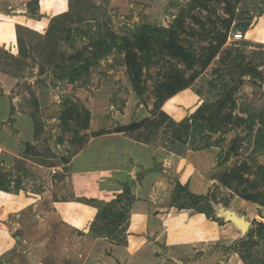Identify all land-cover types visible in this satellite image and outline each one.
<instances>
[{
  "label": "rangeland",
  "instance_id": "obj_1",
  "mask_svg": "<svg viewBox=\"0 0 264 264\" xmlns=\"http://www.w3.org/2000/svg\"><path fill=\"white\" fill-rule=\"evenodd\" d=\"M35 1L0 0V10L6 9L8 15L21 14L25 19L46 20V27L38 26L39 31L17 27V52L0 46V64L22 79L19 92L23 93V99L18 100V108L36 117V139L30 159L42 165L41 168L33 165L16 170L0 167V175L6 174L12 189L20 177L30 190L46 191L43 198L47 206L53 198L78 206L71 198L68 162L75 148L86 138L88 140L90 127L87 130L80 128L85 121L83 115L64 124L65 102L79 109H89L94 116L93 127L98 119L99 122H110L111 131H115L120 126L153 118L158 105L154 88L172 71L182 70L186 77L195 73L196 78L181 95L162 106L176 122L189 117L206 102H214L229 93V99L223 105L224 123L212 132L200 128L188 141L186 160L196 172L205 173L211 179L208 193L216 198L214 207L223 204L239 215H245L251 222L249 230L264 222V141L258 139L264 131L261 124V118H264V21L260 20L264 14L258 13L264 6L261 0H243L237 5L233 26L243 18L250 20L251 26L247 31L232 28L217 56L205 68L202 64L211 54L210 48L218 43V33L226 32L223 21L231 17L232 9L227 11L223 0H206L208 8H193V0ZM41 8L46 13H40ZM258 20L263 23L259 27L261 38L255 37ZM144 24L172 28L177 44L194 55L195 63L189 67L190 62L162 54L152 41L149 47L155 50L149 51L150 56L148 51L140 52L144 66L142 79L147 86L140 95L134 90L123 54L118 50L121 40H115L119 36H132ZM235 33H242L243 39L234 40ZM5 41L11 39L0 32V42ZM22 46L25 53L20 52ZM78 51L82 54L79 62L95 60L90 70L75 81L59 78V68L72 63L62 54L71 56ZM97 54H101L100 57H96ZM210 80L220 82L218 89L211 87ZM197 90L203 94H197ZM167 129L162 127L153 135V131L143 128L136 133V138L168 149L172 147L168 138L173 131ZM234 142L238 149L231 152ZM207 143L211 147H204ZM177 148L182 146L177 145ZM174 188L169 206L177 210L176 232L180 242L184 243L173 255L185 264H235L232 257L235 245L246 234L223 218L213 220L203 212L173 206ZM81 203L80 206H104L102 203ZM163 209V214H168ZM199 214L208 221L197 219ZM72 233L64 226L50 233L47 258L52 264H63L58 258L60 243L62 245L64 239L70 242ZM99 234L98 230L91 229L94 250L101 249L103 244L100 239L96 240ZM162 237L166 239L167 234ZM187 242L189 245L184 246ZM256 248L264 249V244L261 242ZM167 264L178 262L169 260Z\"/></svg>",
  "mask_w": 264,
  "mask_h": 264
},
{
  "label": "crops",
  "instance_id": "obj_2",
  "mask_svg": "<svg viewBox=\"0 0 264 264\" xmlns=\"http://www.w3.org/2000/svg\"><path fill=\"white\" fill-rule=\"evenodd\" d=\"M4 10H0V32L11 39L0 42L4 49L10 47L17 52L19 27L28 31L46 27L44 18L25 19L21 14L8 15ZM40 13L46 12L41 8ZM260 20L264 21V17ZM260 20L255 29L256 38H261ZM20 83L22 79L17 74L9 73L0 64V166L10 170L42 167L30 159L36 139V117L18 108V100L23 99ZM93 117L88 140L75 148L68 162L71 198L78 206L55 198L47 206L43 198L46 191L30 190L24 180L18 191L0 190V264L22 261L52 264L47 258L49 236L61 226L73 231L70 242L64 239L60 243L58 258L63 264H167L169 260L185 264L173 255L184 242H180L176 232V208L169 206L171 193L175 183L181 182L196 194H206L211 179L205 173L196 172L185 155L136 138L141 130L111 131L110 122L98 119L93 127ZM100 130L105 132L96 134ZM126 186H130L136 198L127 229L120 235L121 239L97 237L103 244L101 249L94 250L91 224L99 207L80 206L81 202H109L122 194ZM163 208L168 214H163ZM196 218L207 220L201 214ZM162 234H167V238L163 239ZM232 257L235 264L243 263L236 252Z\"/></svg>",
  "mask_w": 264,
  "mask_h": 264
},
{
  "label": "trees",
  "instance_id": "obj_3",
  "mask_svg": "<svg viewBox=\"0 0 264 264\" xmlns=\"http://www.w3.org/2000/svg\"><path fill=\"white\" fill-rule=\"evenodd\" d=\"M223 1L226 3L225 7L227 11L232 9L230 15L231 17L223 21V28L226 32H217L219 34L217 36L218 43L216 46H212L213 48H210L211 54L206 58L204 64H202L203 68L207 67L211 60L217 56L220 48L223 46L228 37V32L232 28L236 27L241 28L243 31H247L251 26V21L245 18L233 26L237 5L243 0H234L233 6H231L233 0ZM261 1L264 4V0ZM35 2L37 3V0ZM191 4L193 8L197 6L208 8L206 0H193ZM258 13L261 15L264 14V6L260 8ZM54 19L52 21H54ZM171 29L172 28L164 26L144 24L139 27V29L132 36L117 37L115 41L120 39V44L114 41V43L118 44L119 52L123 54L124 63L127 67L129 76L132 78L133 87L137 94L142 95L147 89V86H145L144 80L142 79L144 66L142 64L140 52L146 53L145 51H148V56H150L149 51L155 50L154 47H149V44L152 41H154L157 46L156 50H159L162 54L167 53L175 58L184 60L186 63L190 62L191 64H188L189 67L194 65V55L184 46L177 44V39L173 32H171ZM213 30L215 31L214 28ZM20 42H22V40H20ZM94 42H96V40ZM111 48L112 47H110V49ZM20 52H26L23 46L20 48ZM62 55L68 56V61H71L72 63L59 68V78L68 77L70 81H75L80 75L87 73L95 61L79 62L82 57V54L79 51L71 56L64 53ZM100 55L101 54H97L96 57H100ZM196 75L197 74L194 73L190 77H186L185 71H172L167 76L166 80H163L154 88L153 93L158 100V105L156 107L157 112L154 117L145 118L143 120L133 122L130 125L120 126L115 131L131 132L145 128L150 132L153 131V135H155L156 133H159V130L162 129V127L168 128L167 130L172 129L173 134L168 138L172 147L168 148V150L179 155H184L188 149V141L193 138V136L198 134L200 128L212 132L222 126L224 123L222 118L223 105H225L229 99V93L222 95L214 102H206V104L200 106L196 112L189 117L176 122L162 109V106L169 98L176 95L180 91L189 88L191 86L192 79H195ZM210 85L212 88L218 89L220 82L210 80ZM197 94L202 95L203 93L197 90ZM65 104V109L62 110V122L65 124L70 119L81 118L83 115L85 117V121L80 125V128L83 130L89 129L91 120L90 110L86 108L79 109L76 106L74 107V105L71 106L67 101ZM261 124L264 127L263 117L261 118ZM104 132L105 130H100L96 134ZM165 135H167L166 132ZM258 139L264 141V131L260 132ZM177 145L182 146V148H177ZM204 147L209 148L211 147V144L207 143ZM237 149L238 145L234 142L230 151L234 152ZM17 179L18 180L15 182L16 187L14 188L16 191L22 188L21 186L23 181L20 177ZM10 183L11 180H7L6 174L0 175V190L12 191ZM135 201L136 198L133 195L130 186H126L123 193L118 195L117 198L109 202H100L104 206L99 207L97 215L91 224V229L98 230L100 236H107L111 239H121L120 235H122L127 229L129 213ZM215 202L216 198L212 193L196 194L189 189L187 184H182L181 182L176 183L172 195L173 206H176L178 209H194L199 212H203L208 216V218L213 220H217L218 218L215 213L216 209H214ZM261 242L264 244V222H259L256 228L249 230L247 234L236 243L234 252L239 255L244 264H264V249H258L259 247L256 248V246Z\"/></svg>",
  "mask_w": 264,
  "mask_h": 264
},
{
  "label": "water",
  "instance_id": "obj_4",
  "mask_svg": "<svg viewBox=\"0 0 264 264\" xmlns=\"http://www.w3.org/2000/svg\"><path fill=\"white\" fill-rule=\"evenodd\" d=\"M215 209L218 218H223L227 223H233L243 235L247 234L251 222L245 215H239L235 210L227 208L223 204H219Z\"/></svg>",
  "mask_w": 264,
  "mask_h": 264
},
{
  "label": "built area",
  "instance_id": "obj_5",
  "mask_svg": "<svg viewBox=\"0 0 264 264\" xmlns=\"http://www.w3.org/2000/svg\"><path fill=\"white\" fill-rule=\"evenodd\" d=\"M243 34L242 33H235L234 35H233V39L234 40H241V39H243ZM229 40H231V38L229 37Z\"/></svg>",
  "mask_w": 264,
  "mask_h": 264
}]
</instances>
